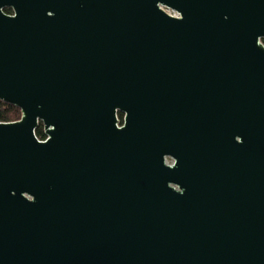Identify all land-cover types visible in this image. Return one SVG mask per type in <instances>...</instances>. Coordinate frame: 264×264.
<instances>
[{"label":"water","instance_id":"water-1","mask_svg":"<svg viewBox=\"0 0 264 264\" xmlns=\"http://www.w3.org/2000/svg\"><path fill=\"white\" fill-rule=\"evenodd\" d=\"M0 101V264H264V0H0Z\"/></svg>","mask_w":264,"mask_h":264},{"label":"trees","instance_id":"trees-1","mask_svg":"<svg viewBox=\"0 0 264 264\" xmlns=\"http://www.w3.org/2000/svg\"><path fill=\"white\" fill-rule=\"evenodd\" d=\"M4 10L6 12H10V8L5 7ZM119 117L122 118V114L118 113ZM21 112L20 109L15 106L14 104L0 101V121H13L20 117ZM35 134L40 138L43 139L45 134L43 132L41 124H39L35 129Z\"/></svg>","mask_w":264,"mask_h":264},{"label":"rangeland","instance_id":"rangeland-1","mask_svg":"<svg viewBox=\"0 0 264 264\" xmlns=\"http://www.w3.org/2000/svg\"><path fill=\"white\" fill-rule=\"evenodd\" d=\"M165 10H166L167 12H169V13L173 14V15H175V14H176L174 11H172V10H170V9H167V8H165ZM167 161H170V159H169V160H167Z\"/></svg>","mask_w":264,"mask_h":264},{"label":"flooded vegetation","instance_id":"flooded-vegetation-1","mask_svg":"<svg viewBox=\"0 0 264 264\" xmlns=\"http://www.w3.org/2000/svg\"><path fill=\"white\" fill-rule=\"evenodd\" d=\"M118 113H120V112H118ZM122 114V113H121ZM119 115V114H118ZM119 117V116H118ZM120 118V117H119ZM121 119V118H120Z\"/></svg>","mask_w":264,"mask_h":264},{"label":"built area","instance_id":"built-area-1","mask_svg":"<svg viewBox=\"0 0 264 264\" xmlns=\"http://www.w3.org/2000/svg\"><path fill=\"white\" fill-rule=\"evenodd\" d=\"M175 12V11H174ZM176 13V12H175ZM175 15H177V13L175 14ZM167 160V159H166Z\"/></svg>","mask_w":264,"mask_h":264}]
</instances>
